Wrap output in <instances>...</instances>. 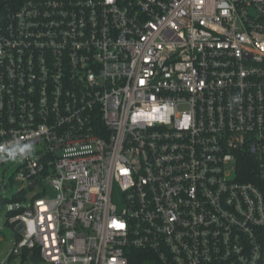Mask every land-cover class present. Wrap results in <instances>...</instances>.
Returning <instances> with one entry per match:
<instances>
[{"label": "built area", "instance_id": "1", "mask_svg": "<svg viewBox=\"0 0 264 264\" xmlns=\"http://www.w3.org/2000/svg\"><path fill=\"white\" fill-rule=\"evenodd\" d=\"M15 186L9 263L264 264V0H0Z\"/></svg>", "mask_w": 264, "mask_h": 264}, {"label": "rangeland", "instance_id": "2", "mask_svg": "<svg viewBox=\"0 0 264 264\" xmlns=\"http://www.w3.org/2000/svg\"><path fill=\"white\" fill-rule=\"evenodd\" d=\"M18 187L0 190V199L11 197L16 193ZM5 211V208L0 209V264H18V261L8 262L9 254L14 245V236L8 226H6Z\"/></svg>", "mask_w": 264, "mask_h": 264}, {"label": "trees", "instance_id": "3", "mask_svg": "<svg viewBox=\"0 0 264 264\" xmlns=\"http://www.w3.org/2000/svg\"><path fill=\"white\" fill-rule=\"evenodd\" d=\"M136 254H137L138 256H141V253H140V252H137Z\"/></svg>", "mask_w": 264, "mask_h": 264}, {"label": "water", "instance_id": "4", "mask_svg": "<svg viewBox=\"0 0 264 264\" xmlns=\"http://www.w3.org/2000/svg\"><path fill=\"white\" fill-rule=\"evenodd\" d=\"M36 185V183H34L33 185H31L30 187H34Z\"/></svg>", "mask_w": 264, "mask_h": 264}]
</instances>
